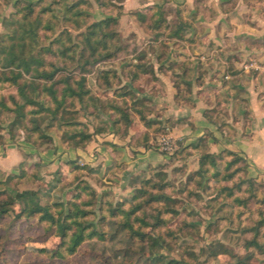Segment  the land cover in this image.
<instances>
[{
    "label": "trees",
    "instance_id": "obj_1",
    "mask_svg": "<svg viewBox=\"0 0 264 264\" xmlns=\"http://www.w3.org/2000/svg\"><path fill=\"white\" fill-rule=\"evenodd\" d=\"M115 1L120 0H101L100 6L118 8L122 15V7H116ZM38 6L29 3L22 7L18 13L23 15V31L19 40L15 36L11 40H16V43L6 46L3 42L0 45V59L5 70L0 72V87L8 85L17 88V94L11 98L12 105L1 98L0 108L14 114V125L27 122V142L37 149L50 148L54 140L48 132L59 129L64 144L85 150L98 135L106 134L108 127L91 131L79 119L81 115H98L99 109H102L113 119L114 127L119 132L123 131L124 135L135 125L142 124L146 130L137 145L147 150L154 149L156 144L152 134L163 133L165 125L150 121L154 111L149 108V101L138 99L128 86L122 85L121 77L128 76L135 84L142 76L151 74L153 69L147 54L143 51L138 54L133 62L122 69V75L103 66L95 75L96 87L93 88L89 86L88 76L95 74L100 65L129 54L130 46L120 39L115 29L119 26V20L108 18L87 26L80 3L69 4L68 0H61V16L53 4L36 11ZM178 15L179 24H175L169 20L168 13L157 5L135 14L141 26L152 30L155 41H185L190 24L184 21L182 12ZM60 18L68 27L61 31L55 42L49 46L41 45L39 33L42 30L53 32V22ZM71 24L80 31L76 42L69 27ZM64 35H67L65 40ZM172 81L178 91L176 101H179L184 92H190L191 86L179 75L173 76ZM100 91L106 95L111 93V96L101 98L98 95ZM215 114L216 111L205 113L213 122H216ZM219 129L222 130V127ZM206 140L201 138L185 148L187 153L191 150L202 151L199 169L194 174L199 178L198 183L201 185L203 181H210L219 184V194H226V198H234L235 190H240L247 183L248 189L252 190L257 184L255 180L240 179V174L247 173V162L229 150L220 153L204 151ZM220 162L225 163L223 170H219ZM17 169L21 170L19 176L9 175L6 182H0V264H11L7 256L24 252L26 242H47L52 237L60 238V244L50 257L51 261L68 259L78 255L90 243L108 242L112 238V230L116 235H126L128 252L134 248L140 249L139 259L143 264H192L186 257L178 260L162 253V250L172 248L178 240L176 231L167 227L168 221L163 217L178 213V201L167 191L170 184L165 182V174L151 170L150 178L139 185L131 199L113 204L106 201L105 196L99 200L96 190L79 178L88 168L78 166L74 171L76 179L78 177L74 199L44 203L38 191H7L4 188L10 180L27 176L23 164ZM194 176L191 180H194ZM236 177L239 182L234 181ZM222 182L233 185L221 186ZM234 200L243 206L249 202L240 197ZM262 229L264 218L251 229L253 234L244 246L246 250L255 248L264 254ZM213 256L216 257L217 253ZM236 264L247 263L240 259Z\"/></svg>",
    "mask_w": 264,
    "mask_h": 264
},
{
    "label": "rangeland",
    "instance_id": "obj_2",
    "mask_svg": "<svg viewBox=\"0 0 264 264\" xmlns=\"http://www.w3.org/2000/svg\"><path fill=\"white\" fill-rule=\"evenodd\" d=\"M141 1L142 0L115 1L116 7L121 6L123 9L122 15H120V10L118 8L101 7V0H68L69 4L80 3V10L82 14H84L83 19L87 26L108 18L118 19L119 26L115 29L120 35V39L130 46V50L128 51L129 54H123L119 59L111 63L100 65L95 74L88 76L90 80L89 86L93 88L96 87L94 86L95 75H97V72L99 69H102L103 66L116 70L119 75H122L121 71L124 67L133 62L134 58L142 53V51L146 52L148 50V48L145 47L144 50L142 49L140 51L141 46H145L149 41H155L152 30H147L141 26L136 19V13L157 5L168 13L169 20L175 24H179L180 17L178 13L182 12V18H184V21L189 23L191 27L196 20L195 18L199 17V11L201 10L199 5L200 2H204V0H191L193 2L186 4V1L184 3H178L176 0H164V4L160 5V2H163V0H158L160 1L158 3H155L157 0H147V2H145L146 5H140ZM29 3L39 4L36 11H39L41 7H47L53 4L57 14L61 16V14H59L62 9L61 0H0V45L3 42L6 46L16 43V40H11L15 36L18 37L17 40H19L20 33L23 31L21 25L23 24V15L18 13L24 5ZM125 11H127V13ZM194 11H197V13L192 14L193 17L196 16L193 21V17L189 15V13H193ZM123 16H127L128 18L123 20ZM45 19H47V17ZM53 23V32L42 30L39 33V41L43 46H49L50 43L55 42L61 31L66 26L68 27L66 23H63L61 18L55 19ZM69 27L73 41L76 42L80 31L76 30L75 25L71 24ZM26 28L28 29L29 27ZM189 28L186 32L187 40L178 41H191V38H189ZM17 30L18 33L16 32ZM84 30L85 28L82 31ZM66 38L67 35H64L63 39L65 40ZM28 41L31 42L30 39H28ZM160 41L164 42L166 39L156 42ZM192 41H194V38ZM138 42H140V44H138ZM55 46L58 47L57 44H55ZM2 71L5 70L0 59V72ZM121 77L122 85L128 86L138 99H146L149 101V108L154 111L150 115V121L152 123H161L163 126L165 125V131L163 133L160 135L152 134L154 135L153 141L156 145L154 149H151L166 157L165 163L156 166L150 165L140 175L128 178L126 184L118 185L114 191L115 185L103 182L102 179L98 178V173L95 168L92 169L86 162H81L78 158L70 160L69 157H67L65 160H60L57 166H54V163H44L37 156H31L26 153L24 150L26 149V145H31L27 142L25 131L27 122L14 125V114L0 108V145L8 144L12 148L21 149L20 151L23 152L25 161L20 164H23L27 172L25 178L10 180L9 184L4 188H7V191H38L44 203L74 199L75 186L78 183V177L76 179V172H74L75 168L78 166L87 167L88 169L81 173L79 178L88 182L96 190L99 200L105 196L104 198L106 201L117 204L131 199L139 185L150 178L151 170H153L154 173L165 174V182L170 184V188L167 189V191L178 201L177 215L172 216L167 214L163 216L168 221L167 227L175 230V234L178 237L176 244L172 248L162 250L164 255L178 260L186 257L192 264H236L240 259L247 264H264V254H261L255 248L246 250L244 247L246 242L252 238L253 233L251 229L255 227L257 222L264 218V183L255 180L257 184L252 187V190L248 189L249 183L242 185L240 190H235V197L248 199L249 202L245 206L235 202V197L226 198V194L220 195L218 191L219 184L203 181L200 185L198 183V176H194V174L199 169V158L202 151L191 150L187 153L185 148L189 145H186L183 140L172 135V131L169 128L170 124H164L158 120H151V117L157 116V110L151 103V100L139 96L133 88H131V86H135L138 82H141L140 80L144 79V81H151V79L143 77L135 82V84H132L128 76L122 75ZM16 94V87L8 85L0 87V99L4 98V101L8 102L10 106L12 105L11 98ZM98 95L104 98L111 96V93L106 95L104 91H100ZM19 102H21L20 99ZM77 109H79L78 106ZM79 121L86 124L91 131L96 128L108 127V132L104 135H98L96 139L98 137L111 138L113 141H116L117 144L119 142L120 145L117 147L128 146L134 155L139 153V148L147 150L145 147L137 145L146 130L140 123L135 125L127 135H124L123 131L119 132L114 127L113 119L102 109H99V114L95 116L87 117L81 115ZM45 125L46 124H44V126ZM61 133L59 129L48 132L53 140H57L67 148H73L62 142ZM164 137H170V139L175 142L176 148L171 153L164 152L160 148V143ZM106 143L104 142V144ZM110 145L113 144L110 143ZM31 146L34 147L33 145ZM54 146L55 144L50 148H34L38 151H44L45 149H52ZM204 151H209V149L206 147ZM99 152V150L92 152V164L101 160ZM241 165L244 167L243 164ZM224 167L225 163L220 162L219 170H223ZM17 168L13 171L6 172L0 167V182H6L9 175L19 176L21 170ZM192 176H194V180H191ZM241 178L247 180L253 179L249 176L248 170L246 174H240V179ZM237 179L238 177H236L234 181L239 182ZM107 182H113V180L108 179ZM232 185L233 183L231 182L221 183V186L231 187ZM251 196L255 197L251 199ZM150 212L153 213L152 211ZM262 232L264 233L263 229ZM127 243L128 241L124 233L116 235L114 230H112V238L108 242L90 243L78 255L69 257L68 259L51 261L50 257L54 255V252L60 244V238L58 237H52L47 242H26L24 252L11 253L7 257L11 264H143L141 263L142 260L139 259L140 249L134 248L128 252ZM262 243H264V239ZM225 250H227L226 253ZM85 251L88 256L84 254ZM127 252L129 253L128 255ZM215 253H217L216 257L213 256Z\"/></svg>",
    "mask_w": 264,
    "mask_h": 264
},
{
    "label": "crops",
    "instance_id": "obj_3",
    "mask_svg": "<svg viewBox=\"0 0 264 264\" xmlns=\"http://www.w3.org/2000/svg\"><path fill=\"white\" fill-rule=\"evenodd\" d=\"M199 5V17L192 16L197 11L189 13L196 19L189 28L190 42L149 41L141 46L140 51L148 48L145 53L153 69L141 78L151 81L140 80L131 88L151 100L157 110L151 120L170 121L174 137L186 145L205 138L210 153L229 150L238 154L247 162L249 176L264 183V0H204ZM175 75L191 86L179 101L172 81ZM209 111H216V122L206 117ZM54 144L46 151L31 145L24 150L54 166L67 157L78 158L95 168L103 182L115 185L114 191L150 165L166 162V157L152 150L139 148L134 155L128 146L117 147L119 142L107 137H98L85 150L67 148L57 140ZM20 150L0 145V167L6 172L17 168L25 161ZM96 150L101 160L92 164L91 154Z\"/></svg>",
    "mask_w": 264,
    "mask_h": 264
},
{
    "label": "built area",
    "instance_id": "obj_4",
    "mask_svg": "<svg viewBox=\"0 0 264 264\" xmlns=\"http://www.w3.org/2000/svg\"><path fill=\"white\" fill-rule=\"evenodd\" d=\"M225 79L228 80L230 77L226 76ZM160 146L161 150L164 152L166 151L167 153H171L176 148L175 142H173L170 137H164L160 143Z\"/></svg>",
    "mask_w": 264,
    "mask_h": 264
}]
</instances>
